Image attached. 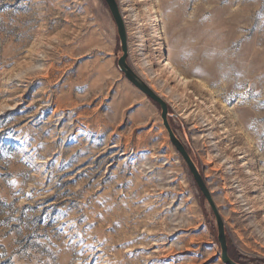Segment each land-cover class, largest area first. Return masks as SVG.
I'll return each mask as SVG.
<instances>
[{
  "label": "rangeland",
  "instance_id": "374dc122",
  "mask_svg": "<svg viewBox=\"0 0 264 264\" xmlns=\"http://www.w3.org/2000/svg\"><path fill=\"white\" fill-rule=\"evenodd\" d=\"M117 1L128 63L165 95L228 254L264 264V0H148L156 37L145 0ZM122 54L106 0H0V264H227Z\"/></svg>",
  "mask_w": 264,
  "mask_h": 264
},
{
  "label": "water",
  "instance_id": "95a60500",
  "mask_svg": "<svg viewBox=\"0 0 264 264\" xmlns=\"http://www.w3.org/2000/svg\"><path fill=\"white\" fill-rule=\"evenodd\" d=\"M108 6L110 8L111 14L114 17L117 30L119 33L120 43L122 45L123 54L118 59V65L120 70L124 72L128 80L139 90L147 95V97L157 103L161 110V117L164 120V125L170 135L171 141L175 146L176 150L181 154L183 160L185 161L186 165L190 169L191 174L196 180L199 189L201 190L202 194L205 195L208 203L213 210L217 225H218V240L221 244L222 249V256L224 262L227 264H238L233 259H231L230 255L228 254V240L226 237V226L224 225L223 218L218 210L213 195L207 186L206 180H204L198 166L195 164L189 150L186 149L185 145L179 140L177 135H175L170 121L168 120V113H169V105L164 101V99L141 78L140 75L135 73L131 66L128 63V55H129V45H128V31L126 30L125 20L123 15L120 11V6L117 0H106Z\"/></svg>",
  "mask_w": 264,
  "mask_h": 264
},
{
  "label": "bare ground",
  "instance_id": "6f19581e",
  "mask_svg": "<svg viewBox=\"0 0 264 264\" xmlns=\"http://www.w3.org/2000/svg\"><path fill=\"white\" fill-rule=\"evenodd\" d=\"M137 1H139L140 2V0H137ZM146 2H144V4H143V9H142V11L139 13L140 15V22L143 24V25H145V26H150V33H151V35L152 36H155L156 34H157V29H155V24H154V21H156L158 18H157V16L154 14V11H153V8L151 7V5L149 4V3H147V1L148 0H145ZM150 1V0H149ZM148 1V2H149ZM124 2V1H123ZM135 2V1H134ZM141 2H142V0H141ZM140 2V3H141ZM155 10V9H154ZM129 17V16H128ZM136 17H137V15H136ZM131 21V20H130ZM142 27V26H141ZM146 30H147V28H146ZM148 31V30H147ZM159 34V33H158ZM150 36V35H149ZM156 37V36H155ZM154 38V37H153ZM166 64H168V63H166ZM165 65V64H164ZM168 67V71L171 73V74H173L175 77H179L180 78V76H179V74L177 73V71L174 69V68H172L171 66L169 67V66H167ZM167 71V72H168ZM182 80H184V77H181V79H180V82H182ZM151 84V88H153L154 90H156L157 92H159L160 94H161V92L152 84V83H150ZM162 96H164L165 97V95L162 93L161 94ZM166 98V97H165ZM246 166V165H245ZM253 175H255V176H257L256 174H253ZM247 180H245V182L243 181V184H241V185H243V186H245V184H247V182H246ZM255 181V180H254ZM249 184V183H248ZM252 185H254V183L252 184Z\"/></svg>",
  "mask_w": 264,
  "mask_h": 264
}]
</instances>
